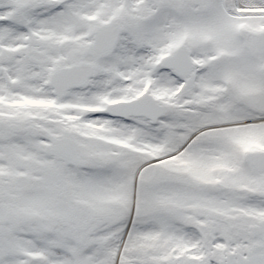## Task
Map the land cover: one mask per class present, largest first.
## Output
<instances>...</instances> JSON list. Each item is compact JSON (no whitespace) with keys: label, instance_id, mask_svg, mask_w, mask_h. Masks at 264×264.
I'll use <instances>...</instances> for the list:
<instances>
[{"label":"snow or ice","instance_id":"6c2138e0","mask_svg":"<svg viewBox=\"0 0 264 264\" xmlns=\"http://www.w3.org/2000/svg\"><path fill=\"white\" fill-rule=\"evenodd\" d=\"M0 264H264V0H0Z\"/></svg>","mask_w":264,"mask_h":264}]
</instances>
